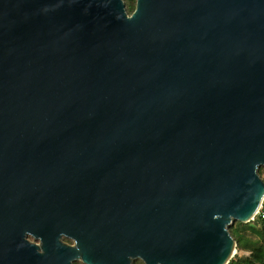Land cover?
Masks as SVG:
<instances>
[{"label": "water", "instance_id": "obj_1", "mask_svg": "<svg viewBox=\"0 0 264 264\" xmlns=\"http://www.w3.org/2000/svg\"><path fill=\"white\" fill-rule=\"evenodd\" d=\"M260 168L264 0H0V264H228Z\"/></svg>", "mask_w": 264, "mask_h": 264}, {"label": "rangeland", "instance_id": "obj_2", "mask_svg": "<svg viewBox=\"0 0 264 264\" xmlns=\"http://www.w3.org/2000/svg\"><path fill=\"white\" fill-rule=\"evenodd\" d=\"M126 9H128V15H130L136 6V0H122ZM131 5L132 7H130ZM129 7L131 9H129ZM259 175L264 182V168H260ZM233 232L236 234L235 240V250L236 253L230 259L228 264H241V261L251 254V250L255 248H262L264 252V220L257 221L251 220L246 223H241L234 221L230 225ZM66 244L72 245V241L69 239L63 240ZM72 264H82L80 261H75ZM132 264H143L140 260H135Z\"/></svg>", "mask_w": 264, "mask_h": 264}, {"label": "trees", "instance_id": "obj_3", "mask_svg": "<svg viewBox=\"0 0 264 264\" xmlns=\"http://www.w3.org/2000/svg\"><path fill=\"white\" fill-rule=\"evenodd\" d=\"M129 6L132 7L131 5H129ZM130 7H129V9H131ZM125 10L128 13L129 10L126 9V7H125ZM261 213L264 215V201L262 203ZM254 220L263 221L264 218L262 219L261 217L257 216ZM228 232H229L230 236L232 237V239L235 240L236 234L233 232L231 227H228ZM241 264H264V252H263V249L262 248H255V249L251 250V254L249 255V257L243 259L241 261Z\"/></svg>", "mask_w": 264, "mask_h": 264}, {"label": "built area", "instance_id": "obj_4", "mask_svg": "<svg viewBox=\"0 0 264 264\" xmlns=\"http://www.w3.org/2000/svg\"><path fill=\"white\" fill-rule=\"evenodd\" d=\"M262 207V206H261ZM261 207L260 209L258 210V212L256 213V215L253 217L252 220H254L257 216L261 217L262 219L264 218V215L261 213Z\"/></svg>", "mask_w": 264, "mask_h": 264}]
</instances>
